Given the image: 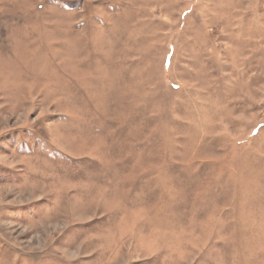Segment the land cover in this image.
Returning <instances> with one entry per match:
<instances>
[{
	"label": "rangeland",
	"instance_id": "1",
	"mask_svg": "<svg viewBox=\"0 0 264 264\" xmlns=\"http://www.w3.org/2000/svg\"><path fill=\"white\" fill-rule=\"evenodd\" d=\"M0 264H264V0H0Z\"/></svg>",
	"mask_w": 264,
	"mask_h": 264
}]
</instances>
